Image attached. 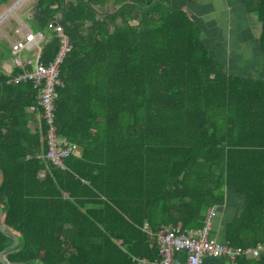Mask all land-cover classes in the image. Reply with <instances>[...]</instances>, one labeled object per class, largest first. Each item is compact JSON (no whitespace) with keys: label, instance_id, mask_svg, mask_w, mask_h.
Returning <instances> with one entry per match:
<instances>
[{"label":"trees","instance_id":"16d2710c","mask_svg":"<svg viewBox=\"0 0 264 264\" xmlns=\"http://www.w3.org/2000/svg\"><path fill=\"white\" fill-rule=\"evenodd\" d=\"M110 1L35 0L28 11L32 30L49 35L44 64L60 49L55 20L69 38L54 125L81 154L65 168L41 156L49 125L31 127L32 82L0 66V206L19 236L7 261L152 264L161 227H202L226 189L243 204L219 240L234 250L264 242V78L226 73L176 0H115L108 10ZM245 2L262 23L264 52V0ZM10 55L3 48L0 59ZM12 243L0 231V251ZM236 263L264 264V254Z\"/></svg>","mask_w":264,"mask_h":264},{"label":"built area","instance_id":"2783aa9c","mask_svg":"<svg viewBox=\"0 0 264 264\" xmlns=\"http://www.w3.org/2000/svg\"><path fill=\"white\" fill-rule=\"evenodd\" d=\"M13 5L9 6L5 12L14 11L15 5ZM54 27L60 37L61 45L58 53L50 63L44 64L39 59L42 51L41 44L45 41L44 34L41 31L35 32L31 28L21 27L18 30L20 33L19 38L10 42L11 55L8 58L9 63L7 66L2 64L1 68L7 73H11L13 67L20 68V72L13 77V80L15 82H32L37 91L38 106H30L28 110L37 112L34 129L41 128L42 119H45L49 125L46 135L48 150L41 156L52 164L65 168V158L71 155H80L81 148L65 137L58 136L54 125L55 101L58 98L57 86L61 83L59 78L60 65L70 50L69 38L62 26L57 24ZM39 107L43 109L42 112H38ZM216 216L217 208L210 207L207 210L204 224L200 228L183 229L181 226L172 224L162 226L156 234L159 245V258L153 261L152 264H204L205 256L228 255L235 260L239 255L259 258L264 254V242L243 250H234L222 243L213 234ZM143 229L150 232L148 223H145ZM183 251L186 252V259L175 261L176 255ZM138 264H146V262L143 259H138Z\"/></svg>","mask_w":264,"mask_h":264},{"label":"crops","instance_id":"0c3cea01","mask_svg":"<svg viewBox=\"0 0 264 264\" xmlns=\"http://www.w3.org/2000/svg\"><path fill=\"white\" fill-rule=\"evenodd\" d=\"M191 19L197 22L201 28V38L206 44L212 57L220 64L222 69L233 75L248 78H264V52L260 44L262 23L254 11H250L245 0H176ZM35 0H13L9 6H13L15 14L3 13L4 19L0 23L8 21L12 17L14 33L19 38L21 27L31 28L26 21V14ZM115 2L111 0L110 4ZM109 4V5H110ZM108 5V6H109ZM22 10L21 14L19 11ZM10 13V14H9ZM30 16V14H29ZM28 16V18H29ZM26 19V20H25ZM29 20V19H28ZM10 42L8 35H4ZM44 34V38H48ZM44 39V40H45ZM9 42V43H10ZM0 66L8 65V60L0 59ZM31 127L34 128L35 121ZM225 204L217 208V216L214 221L213 233L216 237L222 233L225 224L230 218L241 212L243 197L230 189H226ZM219 239V238H218ZM204 264H237L228 255L219 257L205 256Z\"/></svg>","mask_w":264,"mask_h":264},{"label":"rangeland","instance_id":"374dc122","mask_svg":"<svg viewBox=\"0 0 264 264\" xmlns=\"http://www.w3.org/2000/svg\"><path fill=\"white\" fill-rule=\"evenodd\" d=\"M13 0H6L5 2H0V16L2 14L3 11H5L9 5L12 3ZM116 6V4L113 2L111 3L109 6H108V10H112L114 9V7ZM22 10L19 11V14H21ZM29 11V10H28ZM28 11L26 12H23L22 15L24 16V13L26 14V18H27V22L28 24L30 25V20H28V16H29V13ZM12 17H9L8 18V21L6 22H3V23H0V44H2V46H0V52H2L3 48H8L10 49V41L8 39H6L4 37V35H8L9 39L11 41H14V39L17 37V35L14 33V24L12 22V20H10ZM133 23H136V20L132 21ZM7 60V59H6ZM2 61V60H0ZM9 61V59H8ZM41 176H43V173H41Z\"/></svg>","mask_w":264,"mask_h":264},{"label":"water","instance_id":"95a60500","mask_svg":"<svg viewBox=\"0 0 264 264\" xmlns=\"http://www.w3.org/2000/svg\"><path fill=\"white\" fill-rule=\"evenodd\" d=\"M71 3V1H67L66 3V8L68 7V5ZM120 7V6H119ZM119 7L117 9H119ZM116 9V10H117ZM66 10V9H65ZM65 10L62 12V14L65 12ZM115 10V11H116ZM60 23V20H55L53 22V26H56L57 24ZM1 178V175H0ZM3 213L4 210L2 208V206H0V231L10 237L13 238V243L10 244L9 246L5 247L3 250L0 251V261L3 264H17V263H11L9 261H7L6 259V253L13 250L14 248H16L19 244V236L10 228L6 227L3 223H2V217H3ZM224 243V242H223ZM225 244V243H224Z\"/></svg>","mask_w":264,"mask_h":264},{"label":"flooded vegetation","instance_id":"af4514ba","mask_svg":"<svg viewBox=\"0 0 264 264\" xmlns=\"http://www.w3.org/2000/svg\"><path fill=\"white\" fill-rule=\"evenodd\" d=\"M157 0H144V5L139 2H134L136 5H138L139 8H145L150 6L152 3L156 2Z\"/></svg>","mask_w":264,"mask_h":264},{"label":"bare ground","instance_id":"6f19581e","mask_svg":"<svg viewBox=\"0 0 264 264\" xmlns=\"http://www.w3.org/2000/svg\"><path fill=\"white\" fill-rule=\"evenodd\" d=\"M22 1H25V0H22ZM15 4H17V3H15ZM7 12H9V11H7ZM10 13L14 14V11H11ZM3 17H4V15L2 14V16H0V21L3 19Z\"/></svg>","mask_w":264,"mask_h":264}]
</instances>
